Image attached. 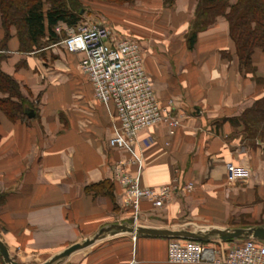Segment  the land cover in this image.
Masks as SVG:
<instances>
[{
    "label": "crops",
    "instance_id": "crops-1",
    "mask_svg": "<svg viewBox=\"0 0 264 264\" xmlns=\"http://www.w3.org/2000/svg\"><path fill=\"white\" fill-rule=\"evenodd\" d=\"M139 2L91 3L93 14L84 18L107 26L112 44L127 36L140 43L160 104L173 109L180 126L174 135L164 124L143 130L124 150L109 146L117 115L112 104L95 99L80 67L83 55L54 45L21 53L12 32L1 67L20 82L32 116L16 122L0 117V237L19 263L53 255L114 223L264 226V142L251 143L236 126L264 91L241 72L228 22L217 19L190 48L197 2L176 0L174 9L160 0ZM171 9L172 18L157 20L161 10ZM254 62L257 76L264 77V55ZM135 158L141 163L127 172L141 187L178 185L164 207L143 200L136 214L123 204L114 166ZM229 163L245 167L249 177L232 179ZM187 185L193 187L189 192ZM238 242L216 243L229 249ZM168 244L169 239L120 236L65 264H170Z\"/></svg>",
    "mask_w": 264,
    "mask_h": 264
},
{
    "label": "built area",
    "instance_id": "built-area-1",
    "mask_svg": "<svg viewBox=\"0 0 264 264\" xmlns=\"http://www.w3.org/2000/svg\"><path fill=\"white\" fill-rule=\"evenodd\" d=\"M55 32L60 37L65 35L54 47L62 46L70 54L83 55L80 67L92 85L95 99L112 104L115 109L119 125L109 140L110 148L127 149L141 131L161 124L169 128L170 135L175 134L180 121L170 106L160 104L145 69L139 42L122 38L112 44L109 28L93 22L75 26L59 24ZM140 163L137 158L120 160L114 168V180L124 189L123 204L136 214L143 200L150 201L155 208H162L179 189L176 184L141 187L140 179L127 172L128 166ZM227 172L235 180L249 177L245 167L233 163L227 164ZM192 189V185L185 187L188 192ZM167 260L170 264H264V243L245 240L225 249L212 243L171 239Z\"/></svg>",
    "mask_w": 264,
    "mask_h": 264
},
{
    "label": "trees",
    "instance_id": "trees-1",
    "mask_svg": "<svg viewBox=\"0 0 264 264\" xmlns=\"http://www.w3.org/2000/svg\"><path fill=\"white\" fill-rule=\"evenodd\" d=\"M93 1L128 5L137 0ZM163 2L173 8L176 0ZM86 12L83 0H0V31L4 33L2 43L0 41V117L5 115L12 122L23 121L32 112L20 82L1 67L9 51L11 29H16L19 52L30 54L42 50L46 45L44 41L48 45L57 44L61 37L55 28L59 24L75 26L84 22ZM220 17L229 24V34L235 44L241 72L244 76H250L264 91V77L257 76L258 69L254 62L257 54L264 55V0H198L189 47L193 48L198 34L213 26ZM236 126L251 143L264 142V93L236 120ZM105 185L106 181L94 185L89 191ZM0 264H4L1 256Z\"/></svg>",
    "mask_w": 264,
    "mask_h": 264
},
{
    "label": "water",
    "instance_id": "water-1",
    "mask_svg": "<svg viewBox=\"0 0 264 264\" xmlns=\"http://www.w3.org/2000/svg\"><path fill=\"white\" fill-rule=\"evenodd\" d=\"M32 116V113L29 115ZM144 236L163 239H177L186 241H196L201 243L227 242L257 240L264 243V226H252L247 228L231 227H210L192 228L185 226L181 228L173 227H150L135 223H114L100 228L93 236L82 242H77L69 247L51 255L41 264H65L73 255L85 251L105 240L120 236ZM0 256L4 264H22L16 261L5 242L0 237Z\"/></svg>",
    "mask_w": 264,
    "mask_h": 264
},
{
    "label": "rangeland",
    "instance_id": "rangeland-1",
    "mask_svg": "<svg viewBox=\"0 0 264 264\" xmlns=\"http://www.w3.org/2000/svg\"><path fill=\"white\" fill-rule=\"evenodd\" d=\"M139 1H141V0H137V1H135V3L134 4H128V5H116V6H119V7H134L137 3L139 4V3H141V2H139ZM160 1H163V0H160ZM192 2H198V0H191ZM100 1H93V0H83V4H84V8L87 10V12H86V14H85V16L86 15H91V14H93V9L90 7V5L89 4H93L94 3V5H95V3H99ZM160 3V2H159ZM107 4H111V3H107ZM112 5H115V4H112ZM174 9V8H173ZM173 9H171V10H161L162 11V14L161 15H157V14H154V15H152L153 17H157V20L158 19H162V18H165V19H168L169 20V18H172V16H173V14H175L174 12H175V10H173ZM155 13H161L160 11H155V10H153ZM96 14H99V16H100V13H94V15H96ZM96 16H98V15H96ZM101 20V19H100ZM90 21V20H89ZM89 21H87V20H85L84 19V22H89ZM91 22V21H90ZM97 24H101V25H103L104 26V24H102V23H100L99 21H98V23ZM12 31H11V34H12V32H15L16 33V29L15 28H12L11 29ZM170 34H172V31H170L169 32ZM64 35L65 34H63L62 36H61V39L64 37ZM3 38H4V33L2 32V31H0V41H1V43H2V41H3ZM125 38H129V39H132L131 37H129V36H127V37H125ZM133 40H135V39H133ZM138 42V41H137ZM44 44H46L45 46H44V48L43 49H47V48H49L50 46H53V45H55V44H51V45H48L47 44V42L46 41H44ZM140 44V43H139ZM57 49H59V50H61V49H63V47L62 46H58L57 47ZM8 55V54H7ZM3 62V61H2ZM1 66H2V64H1ZM117 164V163H116ZM116 164H115V166H116ZM115 166H114V168H115ZM113 181L115 182V180H114V173H113ZM134 223V222H133ZM135 224H139V222L137 223V222H135ZM212 245H214V246H220L218 243H214V244H212ZM231 248V247H230ZM84 252H86V251H83V252H81V253H77V254H75L74 256H76V255H78V254H82V253H84ZM51 255H39V256H35L33 259H30V260H28V261H26V263H24V264H41L44 260H46L48 257H50ZM73 256V257H74ZM16 259V261H18V259L17 258H15Z\"/></svg>",
    "mask_w": 264,
    "mask_h": 264
},
{
    "label": "bare ground",
    "instance_id": "bare-ground-1",
    "mask_svg": "<svg viewBox=\"0 0 264 264\" xmlns=\"http://www.w3.org/2000/svg\"><path fill=\"white\" fill-rule=\"evenodd\" d=\"M91 248H92V247H91ZM91 248H89V249H91ZM89 249H87V250H85V251H88ZM82 252H83V251H82ZM80 253H81V252H80ZM73 256H74V255H73ZM73 256H72V257H73ZM72 257H71V258H72ZM71 258H70V259H71ZM70 259H69V260H70Z\"/></svg>",
    "mask_w": 264,
    "mask_h": 264
}]
</instances>
